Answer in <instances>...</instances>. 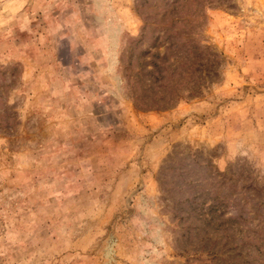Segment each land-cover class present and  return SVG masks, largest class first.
Segmentation results:
<instances>
[{"label":"rangeland","instance_id":"rangeland-1","mask_svg":"<svg viewBox=\"0 0 264 264\" xmlns=\"http://www.w3.org/2000/svg\"><path fill=\"white\" fill-rule=\"evenodd\" d=\"M0 264H264V0H0Z\"/></svg>","mask_w":264,"mask_h":264}]
</instances>
